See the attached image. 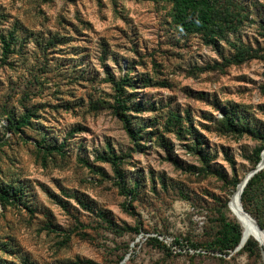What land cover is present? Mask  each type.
Listing matches in <instances>:
<instances>
[{"label":"rangeland","instance_id":"374dc122","mask_svg":"<svg viewBox=\"0 0 264 264\" xmlns=\"http://www.w3.org/2000/svg\"><path fill=\"white\" fill-rule=\"evenodd\" d=\"M231 2L241 22L208 44L165 1L0 0V185L22 191L0 201V264H263L252 236L258 251L209 246L264 143L220 125L234 106L264 135V0ZM239 45L258 56L226 65Z\"/></svg>","mask_w":264,"mask_h":264},{"label":"trees","instance_id":"16d2710c","mask_svg":"<svg viewBox=\"0 0 264 264\" xmlns=\"http://www.w3.org/2000/svg\"><path fill=\"white\" fill-rule=\"evenodd\" d=\"M149 1H165L170 4V13L174 25L182 32L185 33H198L205 38L206 43H216L219 38H222L224 33L234 31L237 27L238 22L241 19L236 17L237 9L231 0H149ZM13 37L10 35L9 38L1 36L0 43L2 48V55L6 56L11 52V45ZM235 53L231 56L224 58L225 64H240L248 58L257 57L256 51L245 47L244 45L234 46ZM217 64L215 67H217ZM115 90V102L116 110L120 119L124 122V128L126 132L136 141L137 133L132 128L129 120L127 119L124 109L125 101L121 96L122 83L114 82L113 84ZM9 129L19 130L21 126L29 124L28 117H21L20 119H14L13 117L7 120ZM221 127L225 128L227 131L233 132L238 135L247 134L253 138H260L264 142V135L257 129L249 127L248 123L236 114L235 108L230 107V109L224 111L223 118L220 121ZM47 148V147H46ZM51 149V148H47ZM264 150V143L254 150V161L252 169L255 168L257 163L261 159V152ZM203 161L207 154H201ZM102 159L110 161L114 167L116 174V185L119 188L120 193L131 192V188L126 187L123 174L119 171L117 167V156L111 154V156H102ZM264 159V158H262ZM239 178H234L231 181V187L233 191L235 190L237 184L239 183ZM264 167L254 173L246 182L240 193V203L244 211H246L261 228H264V222L259 217L258 212L255 214L250 210L249 201L255 202L254 209L258 210L264 205ZM259 192L261 193V198L258 197ZM22 191L20 186L13 185H0V201L3 204L12 203L16 199H20ZM251 203V202H250ZM78 221L77 218H75ZM137 230V228H135ZM242 228L238 222L228 219L224 214H221L218 222V230L211 240L209 246L217 250L221 254L227 253L229 250H234L240 239H241ZM255 239V238H254ZM252 238H247L244 245L241 247L243 250L253 252L258 251L257 240ZM155 242L162 246L157 239ZM192 246L194 244H191ZM202 247H206L202 245ZM261 254V250H260ZM78 263H92L89 261H76L70 264Z\"/></svg>","mask_w":264,"mask_h":264},{"label":"bare ground","instance_id":"6f19581e","mask_svg":"<svg viewBox=\"0 0 264 264\" xmlns=\"http://www.w3.org/2000/svg\"><path fill=\"white\" fill-rule=\"evenodd\" d=\"M263 158H264V154H263ZM248 172L245 173L243 178H241L239 183L237 184V186H236V188L232 194V197L230 200V205L234 211V214H235L238 222L242 226L240 247L243 245L244 241L246 240V238L248 236H252L257 240L258 244L261 246L263 253H264V230H259L256 227L253 220H251V218L243 212V210L241 209V206H240V200H239L240 199V193L244 187L243 183H244V180H245Z\"/></svg>","mask_w":264,"mask_h":264},{"label":"water","instance_id":"95a60500","mask_svg":"<svg viewBox=\"0 0 264 264\" xmlns=\"http://www.w3.org/2000/svg\"><path fill=\"white\" fill-rule=\"evenodd\" d=\"M263 154H264V151L261 152V159H260V161L257 163V165L255 166V168L251 169V170L248 172V174L246 175V178H245L244 183H243L244 186H245L247 180H248V179H249L254 173H256L258 170H260L261 168L264 167V159H262V158H263ZM239 200H240V199H239ZM240 206H241V209L243 210L241 203H240ZM243 212H244L246 215H248V216L251 218V220H253V222L255 223L256 227H257L259 230H264V228H261L260 225L256 222V220H255L254 218H252V217H251L246 211L243 210ZM238 248H240V241H239V243H238L236 249H238ZM261 256H262L263 264H264V253L261 252Z\"/></svg>","mask_w":264,"mask_h":264}]
</instances>
